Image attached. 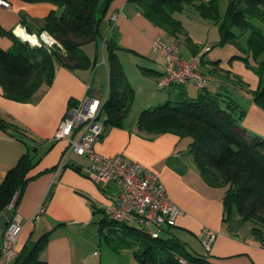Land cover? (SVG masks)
Segmentation results:
<instances>
[{
	"label": "crops",
	"instance_id": "1",
	"mask_svg": "<svg viewBox=\"0 0 264 264\" xmlns=\"http://www.w3.org/2000/svg\"><path fill=\"white\" fill-rule=\"evenodd\" d=\"M8 1L10 8L0 5V26L18 35L20 30L42 31L47 13L59 10L49 2ZM98 5L102 16L100 37L83 45L90 60L88 67L68 69L57 64L51 82L41 84L26 102L6 98L0 86V116L13 125L8 130L15 135L0 129V182L23 152L30 155V173L34 175L16 197L13 208L1 215L0 226H5L7 217L19 215L22 228L15 245L16 255L29 242L49 232L47 242L39 250V257L47 264H112L113 260L121 264L119 258L127 264L135 262L129 249L113 250L109 255L99 247L101 221L119 192V184L109 181L101 185L85 171L87 156L73 150L64 155L68 143L65 139H54V133L68 109L80 105L85 96L101 102L107 96L109 71L103 37L124 48L117 52L125 59L119 58L120 62L127 79L138 83L134 97L138 89L145 94V108L153 103L152 86L157 87V78L164 67V58L154 51L152 40L174 37L143 16L130 0H99ZM112 14L117 17L111 19ZM229 44L220 47L224 46L225 53L204 56L200 69L208 80V88L212 87L210 90L216 91L220 84H226L229 92L238 96V103L245 109L239 124L247 133L264 137V108L255 104L251 93H240V87L247 82L245 78L250 75V86L255 89L258 77L237 57L242 53ZM0 47L11 49L15 45L10 38L0 35ZM194 54L193 51L186 59ZM131 58L138 63L137 71L130 66ZM188 83L182 89L194 97L197 87L194 85L195 89L190 90ZM166 89L168 97L175 92L173 87ZM137 116L128 115L122 127H115L105 125L102 115L98 119L102 130L94 148L102 155L121 154L159 175L172 201L183 210L174 226L162 230L178 237L191 250L206 255L214 264H264V244L251 233L252 224L245 225L247 221L236 216L225 219V187L210 186L204 181L189 151L191 138L171 132L144 136L135 128ZM79 132L77 129L72 136ZM61 160L62 167L57 171L54 167ZM40 203L44 204V212L33 220L31 216ZM205 229L216 233L208 248L203 245L201 235ZM95 250L97 254L93 253ZM3 263L0 254V264Z\"/></svg>",
	"mask_w": 264,
	"mask_h": 264
},
{
	"label": "trees",
	"instance_id": "2",
	"mask_svg": "<svg viewBox=\"0 0 264 264\" xmlns=\"http://www.w3.org/2000/svg\"><path fill=\"white\" fill-rule=\"evenodd\" d=\"M23 1L49 2L59 9H51L41 27L59 45L49 49L30 46L11 30L0 26V35L10 38L15 45L11 49L0 47V86L6 98L19 102L28 101L41 84L48 85L57 64L68 69L89 66L90 60L83 45L99 39L102 17L98 10L99 0ZM130 1L143 16L167 30L175 39L182 32V26L174 13L180 12L184 4L196 0ZM216 1L206 2L212 12L205 10L202 7L204 4H198L199 16L219 24L220 45L235 42L238 38L226 28L227 23L237 31L250 30L248 50L252 52L254 61H249L248 51L241 45L239 51L242 55L237 57L257 75V86L250 89V93L255 104L264 108V0H229L222 21L213 9ZM103 44L107 49L109 81L107 96L99 107L97 118L104 115L105 125L122 127L131 111L135 92L117 53L124 48L111 38L103 37ZM194 52L196 54L198 50ZM204 56L200 55L201 64ZM183 85L171 86L175 89L171 96L140 111L135 122L137 132L144 136L171 132L191 138L189 151L204 181L210 186L225 187V219L236 216L243 222H251V233L264 244V137L247 133L239 124L245 109L229 92L226 84H220L216 91L210 90L208 85L197 88L199 92L194 97L182 89ZM12 126L0 116V129L14 135L8 130ZM31 169L30 155L23 152L16 163L6 170L0 182V217L11 210L7 209L8 204L12 200L16 203V197L21 195L27 181L34 176L30 173ZM11 218L7 217L4 224ZM104 230L109 235L104 234ZM161 232L165 231H159L157 237H152L140 226L113 221L106 214L100 227V233L107 237L114 251L131 250L138 264H214L206 255L188 248L175 235L164 236ZM48 234L45 232L37 241L25 245L12 264H47L39 257V250L47 242ZM180 258L185 263H181Z\"/></svg>",
	"mask_w": 264,
	"mask_h": 264
},
{
	"label": "built area",
	"instance_id": "3",
	"mask_svg": "<svg viewBox=\"0 0 264 264\" xmlns=\"http://www.w3.org/2000/svg\"><path fill=\"white\" fill-rule=\"evenodd\" d=\"M0 5L10 8L8 0H0ZM117 14H112L115 19ZM37 39L38 47L51 48L59 45L55 38L46 30L39 33H29ZM154 51L164 58V67L157 78L158 89L169 88L174 85H183L190 81L197 88L207 86L208 80L200 71V56L183 58L178 54V45L175 39L164 40L156 37L152 40ZM101 101L85 96L80 105L70 107L66 116L60 121L54 133V139H65L68 150L88 158L85 171L93 176L101 185L109 181L119 184L120 189L112 203L106 209V216L117 222H135L152 237H157L162 229H169L176 223V218L183 213L171 199L159 175L144 168L139 162L132 161L121 154L102 155L94 148V143L101 134L102 126L98 122ZM80 130L76 137L72 133ZM62 160L55 167L59 171ZM13 200L7 209L13 208ZM44 212V204L40 203L33 212L31 219L36 220ZM20 217L14 214L10 221L0 226V254L4 258L3 264H12L16 257V241L21 231ZM203 245L208 248L215 238V231L205 229L202 234ZM97 254L95 250L93 252ZM181 263H185L180 258Z\"/></svg>",
	"mask_w": 264,
	"mask_h": 264
},
{
	"label": "rangeland",
	"instance_id": "4",
	"mask_svg": "<svg viewBox=\"0 0 264 264\" xmlns=\"http://www.w3.org/2000/svg\"><path fill=\"white\" fill-rule=\"evenodd\" d=\"M206 2H207V0H196L191 4H184L183 9L180 12L174 13V17L180 22V24L182 26V32H180L175 37L177 45H178V54L185 57V58L189 57L192 54V52L196 51V50H198V52L195 55H199V56L202 54H204L205 56H207V55L212 56L213 54H216L218 52L225 53L227 51V50L223 49L224 46H223V48H220L222 46L220 45L221 32L219 29V24L210 18H203V17L199 16V12H198V9L196 8V6L200 3L204 4L202 7L205 10H211V12H212V9H209L206 6ZM228 2H229V0H217L216 6H213L214 12L219 17L220 21H222L223 18L225 17ZM225 26L227 29L234 32L238 36V38L235 39L236 40L235 42H231L229 44V45H231L232 49L234 48V50L235 49L241 50V48H240V45H241L242 47H244L248 51L247 55H248L249 61L253 63L254 57L252 55V52L248 50V41H247L249 34H250V30H246L243 32L237 31L236 28L228 25V23ZM25 42L30 46H36V45H31L28 41H25ZM227 46H228V44L226 45V47ZM36 47H38V46H36ZM118 56H119V54H118ZM130 57H133V56H130ZM119 58H122V61H125L124 56H122L121 54H120ZM142 61H140V62H142ZM137 65H138V63H135L134 59L131 58L130 66L134 71H137L135 68V66H137ZM143 66H145V65H143ZM201 70L202 69H200V71ZM203 75H204V73H203ZM204 77H205V75H204ZM244 80L247 82L243 83L242 86L240 87V93L242 95L250 93V89H252L250 86V83H249V82H251L250 75H249V78H245ZM131 83H132L131 86L134 88V92H135V86H138V83H136V81H134V79H133V82H130V84ZM187 86L189 87L190 90L195 89L194 83L192 81H190L187 84ZM152 88H153V91H155V94H154V98L152 101L153 103H151L152 104L151 106H155L159 103H162L164 100H166V98H168V90L166 88L165 89H158L155 85L152 86ZM210 88H212V87H209V89ZM196 90H198V89L196 88ZM198 92H199V90H198ZM236 97L238 98V96H236ZM145 102H147L145 94L142 93L138 89V93L136 94V97H134L132 108H131L129 116H132L135 114L138 115L140 113V111L142 110V108H145V107H143L144 106L143 104H145ZM127 223L129 225L139 227V225L135 222L129 221ZM250 223L251 222L247 221L245 223V225H249ZM114 227L118 228V226H114ZM104 234L109 235V233H107L106 230H104ZM104 234L99 235L100 243L102 244L99 247L103 248L105 254H109V253L113 252V249L110 247V245H109L110 241H108L107 237L105 238L103 236ZM161 234L164 236L167 235L166 232H161ZM111 235L114 236L113 233H111ZM112 241H114V240L112 239ZM97 244H98V241H97ZM129 251H130L129 253H131L133 255L132 251L131 250H129ZM121 259L122 258H119V261L121 262V264H127V262L125 260H123V259L121 260ZM116 263L118 264V261L113 260L112 264H116ZM108 264H111V263H108ZM131 264H137L136 259H135V262H132Z\"/></svg>",
	"mask_w": 264,
	"mask_h": 264
},
{
	"label": "bare ground",
	"instance_id": "5",
	"mask_svg": "<svg viewBox=\"0 0 264 264\" xmlns=\"http://www.w3.org/2000/svg\"><path fill=\"white\" fill-rule=\"evenodd\" d=\"M20 35H18V36H20L21 38L27 40L31 45H35L38 42L37 39L33 35H30L29 33L24 32V30H20Z\"/></svg>",
	"mask_w": 264,
	"mask_h": 264
},
{
	"label": "water",
	"instance_id": "6",
	"mask_svg": "<svg viewBox=\"0 0 264 264\" xmlns=\"http://www.w3.org/2000/svg\"><path fill=\"white\" fill-rule=\"evenodd\" d=\"M15 35L18 36L16 33H15ZM19 38H20L22 41H24V42L27 41V40H25V39H23V38H21V37H19Z\"/></svg>",
	"mask_w": 264,
	"mask_h": 264
}]
</instances>
